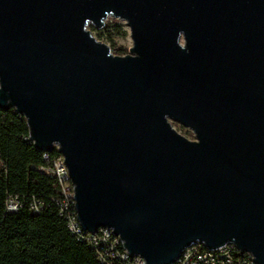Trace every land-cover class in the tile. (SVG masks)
<instances>
[{
  "label": "water",
  "instance_id": "95a60500",
  "mask_svg": "<svg viewBox=\"0 0 264 264\" xmlns=\"http://www.w3.org/2000/svg\"><path fill=\"white\" fill-rule=\"evenodd\" d=\"M108 15L132 53L87 27ZM0 107L58 146L85 230L146 264L227 241L264 264V0H0Z\"/></svg>",
  "mask_w": 264,
  "mask_h": 264
},
{
  "label": "trees",
  "instance_id": "16d2710c",
  "mask_svg": "<svg viewBox=\"0 0 264 264\" xmlns=\"http://www.w3.org/2000/svg\"><path fill=\"white\" fill-rule=\"evenodd\" d=\"M88 25L109 40L113 53H127V46L113 37L127 33L123 23L110 18L100 28ZM47 154L48 160L29 138L23 114L13 107H0V264H104L95 249L77 239L59 215L52 200L54 178L39 169L58 150L53 147ZM7 195L18 198L16 211L6 209ZM33 198L43 203L38 212L31 208Z\"/></svg>",
  "mask_w": 264,
  "mask_h": 264
},
{
  "label": "built area",
  "instance_id": "2783aa9c",
  "mask_svg": "<svg viewBox=\"0 0 264 264\" xmlns=\"http://www.w3.org/2000/svg\"><path fill=\"white\" fill-rule=\"evenodd\" d=\"M58 147L57 145L55 146ZM48 152L44 151V158L48 160ZM39 169L53 176L55 196H52L59 215L63 216L68 230L79 240L85 241L95 249L98 259L104 264L120 261L123 264H146L139 254L130 253L123 245L119 234L111 227L100 226L96 231L85 230L78 219L74 199V183L72 182L63 155L58 154L46 165ZM42 201L33 198L31 208L38 212ZM19 207L18 198L12 195L6 197V209L16 211ZM171 264H257L254 255L240 250L233 241H227L215 248L205 247L196 242L185 246Z\"/></svg>",
  "mask_w": 264,
  "mask_h": 264
},
{
  "label": "rangeland",
  "instance_id": "374dc122",
  "mask_svg": "<svg viewBox=\"0 0 264 264\" xmlns=\"http://www.w3.org/2000/svg\"><path fill=\"white\" fill-rule=\"evenodd\" d=\"M110 18H115L117 21H119L120 23H123V27H125L127 29V33L125 35H120V34H114L113 37L116 40V42H121L124 43L127 48L132 46V38L130 35V30L128 28V25L126 24L125 20L119 17H114L111 15H108L107 19ZM88 28L89 25H87ZM91 33L98 39L104 41L105 43H107L109 45V40L104 36H99L98 35V30L97 29H92ZM181 41H183V39L181 38ZM127 53H132V51H128L127 49ZM170 122L172 124V126L179 131L180 133H182L183 135H185L186 137H188L189 139H195V133L193 132V130L185 125H182L181 123H179L178 121L172 120L170 119Z\"/></svg>",
  "mask_w": 264,
  "mask_h": 264
}]
</instances>
